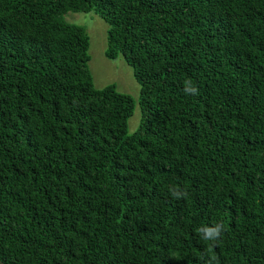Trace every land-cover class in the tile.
<instances>
[{"label": "trees", "instance_id": "1", "mask_svg": "<svg viewBox=\"0 0 264 264\" xmlns=\"http://www.w3.org/2000/svg\"><path fill=\"white\" fill-rule=\"evenodd\" d=\"M69 11L99 16L131 67L133 132ZM220 222L213 247L198 230ZM212 255L264 264V0H0V264Z\"/></svg>", "mask_w": 264, "mask_h": 264}, {"label": "rangeland", "instance_id": "2", "mask_svg": "<svg viewBox=\"0 0 264 264\" xmlns=\"http://www.w3.org/2000/svg\"><path fill=\"white\" fill-rule=\"evenodd\" d=\"M65 19L84 27L89 38L88 68L92 75L93 84L101 88L109 83H114L116 90L129 94L133 99V112L127 121V132H133L140 120L139 84L133 76L131 67L122 56L109 59L105 56L107 24L92 11L67 12Z\"/></svg>", "mask_w": 264, "mask_h": 264}, {"label": "clouds", "instance_id": "3", "mask_svg": "<svg viewBox=\"0 0 264 264\" xmlns=\"http://www.w3.org/2000/svg\"><path fill=\"white\" fill-rule=\"evenodd\" d=\"M183 91L185 94L197 95L199 89L193 84L191 79L184 81ZM170 193L173 197L179 199L187 195V192L183 189H170ZM225 230V226L222 222L216 223L212 226H203L198 231L201 239L205 241L214 242L213 247L216 246L215 242L220 241L222 234ZM205 264H219L218 257L212 255L205 260Z\"/></svg>", "mask_w": 264, "mask_h": 264}]
</instances>
